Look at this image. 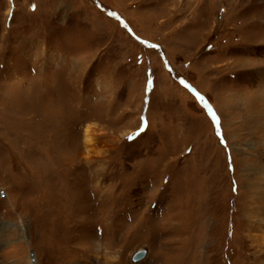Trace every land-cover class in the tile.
Masks as SVG:
<instances>
[{"label":"rangeland","instance_id":"1","mask_svg":"<svg viewBox=\"0 0 264 264\" xmlns=\"http://www.w3.org/2000/svg\"><path fill=\"white\" fill-rule=\"evenodd\" d=\"M201 3L0 0V264H264V0Z\"/></svg>","mask_w":264,"mask_h":264},{"label":"bare ground","instance_id":"2","mask_svg":"<svg viewBox=\"0 0 264 264\" xmlns=\"http://www.w3.org/2000/svg\"><path fill=\"white\" fill-rule=\"evenodd\" d=\"M196 1H198V4H200L203 0H196ZM85 138H86V142L89 145H91L95 142L96 136H95V131H94L93 127L88 126L87 128H85ZM30 264H34V263L31 262ZM109 264H111V262H109Z\"/></svg>","mask_w":264,"mask_h":264},{"label":"snow or ice","instance_id":"3","mask_svg":"<svg viewBox=\"0 0 264 264\" xmlns=\"http://www.w3.org/2000/svg\"><path fill=\"white\" fill-rule=\"evenodd\" d=\"M110 15H113L110 13ZM183 83V81H182ZM197 95L199 96V94L197 93ZM199 99L201 100L202 103H204V106L207 108L209 114L211 115L213 122L214 123H219V118L217 117L216 113L211 109V107L208 105V103L206 101H204V98L202 96H199ZM141 131H143V129H141ZM129 139H133V137H129Z\"/></svg>","mask_w":264,"mask_h":264},{"label":"water","instance_id":"4","mask_svg":"<svg viewBox=\"0 0 264 264\" xmlns=\"http://www.w3.org/2000/svg\"><path fill=\"white\" fill-rule=\"evenodd\" d=\"M147 254V251L145 249H139L133 256L134 261H139L143 259Z\"/></svg>","mask_w":264,"mask_h":264},{"label":"built area","instance_id":"5","mask_svg":"<svg viewBox=\"0 0 264 264\" xmlns=\"http://www.w3.org/2000/svg\"><path fill=\"white\" fill-rule=\"evenodd\" d=\"M3 192H4V191H3V190H1V191H0V194H3Z\"/></svg>","mask_w":264,"mask_h":264}]
</instances>
